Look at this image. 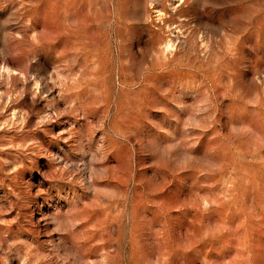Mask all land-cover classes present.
<instances>
[{"label": "rangeland", "instance_id": "rangeland-1", "mask_svg": "<svg viewBox=\"0 0 264 264\" xmlns=\"http://www.w3.org/2000/svg\"><path fill=\"white\" fill-rule=\"evenodd\" d=\"M0 264H264V0H0Z\"/></svg>", "mask_w": 264, "mask_h": 264}]
</instances>
